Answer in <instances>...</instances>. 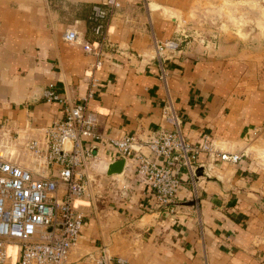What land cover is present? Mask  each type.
I'll return each instance as SVG.
<instances>
[{
    "label": "crops",
    "instance_id": "crops-1",
    "mask_svg": "<svg viewBox=\"0 0 264 264\" xmlns=\"http://www.w3.org/2000/svg\"><path fill=\"white\" fill-rule=\"evenodd\" d=\"M121 1L105 24L107 54L88 104L100 137L84 144L100 161L86 169L89 195L78 200L85 223L67 263L92 264L106 249L131 264H264V165L252 146L264 144L263 69L254 59L262 54L233 41L208 56L181 38L180 50L159 58L155 39L179 35L178 19L163 17L162 8L187 13L197 0ZM96 3L104 0H0V152H23L62 117L63 105L46 101L47 88L72 104L87 93L95 56L64 34L77 29L83 41L99 40L90 20ZM170 100L187 139L209 134L244 154L238 163L215 160L210 176L199 170L196 184L183 173L176 213L159 206L135 164L108 175L122 158L104 144L172 129L163 117Z\"/></svg>",
    "mask_w": 264,
    "mask_h": 264
},
{
    "label": "built area",
    "instance_id": "built-area-1",
    "mask_svg": "<svg viewBox=\"0 0 264 264\" xmlns=\"http://www.w3.org/2000/svg\"><path fill=\"white\" fill-rule=\"evenodd\" d=\"M121 6V0H104L93 6L90 20L99 40L83 41L77 29L64 34L66 42L80 45L95 56L89 88L81 101L72 104L50 86L45 99L63 105L62 117L45 128L42 136L29 139L23 152H0V264H68L78 243L85 223L78 200L89 195L86 169L90 162L100 161L93 148L84 144L85 137H100L97 116L88 104L97 91L96 74L107 54L105 24ZM187 36L179 32L165 41L155 39L156 56L180 50L181 38ZM163 117L172 129L160 130L145 141L127 134L106 139L104 144L116 150L125 165L135 164L137 176L151 186L159 206L176 213L183 173L188 172L196 184L199 170L210 176L215 160L238 163L244 154L221 147L209 134L196 143L187 139L182 133L183 118L171 100L164 107ZM143 146L151 154H146ZM203 153L207 161L200 162ZM92 264L131 263L104 249L93 257Z\"/></svg>",
    "mask_w": 264,
    "mask_h": 264
},
{
    "label": "rangeland",
    "instance_id": "rangeland-1",
    "mask_svg": "<svg viewBox=\"0 0 264 264\" xmlns=\"http://www.w3.org/2000/svg\"><path fill=\"white\" fill-rule=\"evenodd\" d=\"M154 7L152 4L150 5ZM162 16L179 21V32L187 38L205 39L217 44L238 42L239 49H250L263 72H258L257 80L264 89V0H197L187 13H179L162 8ZM197 42V41H196ZM254 143V144H253ZM258 158L264 165V144L252 141Z\"/></svg>",
    "mask_w": 264,
    "mask_h": 264
},
{
    "label": "water",
    "instance_id": "water-1",
    "mask_svg": "<svg viewBox=\"0 0 264 264\" xmlns=\"http://www.w3.org/2000/svg\"><path fill=\"white\" fill-rule=\"evenodd\" d=\"M197 43H198V47L201 48V50L203 51L204 55H211L214 52H217L218 50L221 49V44H217L216 42H212V40L208 41V43L205 44V39H196L194 38ZM235 45H239L238 42H235ZM197 47V48H198ZM125 167V160L121 159L118 161L113 162L112 164H110V166L108 167V175H113L115 173H121L123 171Z\"/></svg>",
    "mask_w": 264,
    "mask_h": 264
}]
</instances>
